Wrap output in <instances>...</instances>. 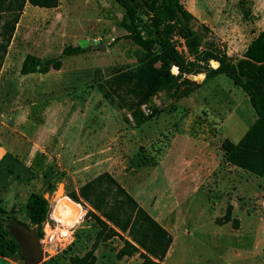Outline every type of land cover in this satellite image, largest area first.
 I'll return each instance as SVG.
<instances>
[{
  "label": "rangeland",
  "instance_id": "rangeland-1",
  "mask_svg": "<svg viewBox=\"0 0 264 264\" xmlns=\"http://www.w3.org/2000/svg\"><path fill=\"white\" fill-rule=\"evenodd\" d=\"M183 2L203 43L233 59L264 27V0ZM123 16L115 0L24 6L0 70V145L10 152L0 162V205L8 211L0 225L12 215L28 223L27 197L42 193L50 204L39 239L45 260L70 264L71 254L91 247L97 228L88 207L66 193L108 171L127 190H154V213L173 217L178 231L161 264H264V178L227 164L220 148L225 138L238 142L256 119L247 95L223 74L204 82V72L190 75L200 87L180 98L160 91L142 106L155 115L135 126L97 86L137 62L140 49L125 37ZM69 45L84 51L64 56L60 69L20 72L27 54L58 56ZM178 49L185 51L182 43ZM229 205L231 220L220 223ZM118 239L98 244V264H118ZM0 264L26 261L14 255Z\"/></svg>",
  "mask_w": 264,
  "mask_h": 264
},
{
  "label": "trees",
  "instance_id": "trees-1",
  "mask_svg": "<svg viewBox=\"0 0 264 264\" xmlns=\"http://www.w3.org/2000/svg\"><path fill=\"white\" fill-rule=\"evenodd\" d=\"M123 9L122 25L126 38L139 47L137 62L119 67L97 86L109 102L128 111L133 124L138 126L157 112L149 115L148 105L160 91L176 98L190 95L202 82L219 74L247 95L256 119L238 142L225 138L220 144L222 159L255 176L264 178V27L247 45L241 57L233 59L215 45L206 46L193 28V14L183 0H115ZM43 8L58 6L59 0H0V70L24 6ZM182 43L185 51L178 49ZM80 46H66L58 56L41 58L27 54L20 66L22 74L47 73L61 68L64 56L83 52ZM210 60L218 63L210 65ZM176 67V72L173 71ZM204 72L202 82L190 78ZM66 195L88 207L86 217L97 230L91 247L82 255L71 254L70 264H94V254L100 242L118 237L123 245L118 259L139 253V264H161L171 243L172 235L148 213L133 195L108 171L101 172ZM74 202V203H75ZM78 205V204H77ZM79 206V205H78ZM231 205L220 223H227ZM50 211L48 199L38 192L29 193L25 203L27 227H36L38 238L44 236L43 223ZM0 205V214L7 213ZM12 213V212H11ZM236 228H237V221ZM18 256L25 259L21 247L9 231L0 225V259ZM41 264H48L44 260Z\"/></svg>",
  "mask_w": 264,
  "mask_h": 264
},
{
  "label": "crops",
  "instance_id": "crops-1",
  "mask_svg": "<svg viewBox=\"0 0 264 264\" xmlns=\"http://www.w3.org/2000/svg\"><path fill=\"white\" fill-rule=\"evenodd\" d=\"M26 139V138H25ZM4 146L0 145V162L3 161L5 159V157L10 153L8 152V150H5L4 148H2ZM25 147V145L23 146ZM30 152V151H29ZM28 152V154H29ZM27 156V155H26ZM23 181L20 180V183H22ZM24 185L26 183H23ZM133 197L139 202V204L146 210L148 211V213L150 215H152L163 227H165L169 233L172 235V243L164 257V260L168 257V255L170 254L171 250H172V246L174 243V239H175V233L177 232V230L172 228V218L170 217L167 219V221L165 220L166 218H162L159 215H156L154 213V190H128ZM156 211V210H155ZM169 220V221H168ZM180 226V225H179ZM116 243V248L112 251L114 257H116V253L117 251L122 247L123 243L121 240L118 239V241L115 242ZM103 247V244L99 246ZM99 248H96L94 251V254L96 256V261L94 264H98V262L100 261V257L104 256V253H100L99 254ZM101 251V250H100ZM118 264H139L141 262V259L139 257V253H135L131 256H123L122 258L118 259L116 257ZM102 262V261H101ZM165 261H163L162 263H164Z\"/></svg>",
  "mask_w": 264,
  "mask_h": 264
},
{
  "label": "water",
  "instance_id": "water-1",
  "mask_svg": "<svg viewBox=\"0 0 264 264\" xmlns=\"http://www.w3.org/2000/svg\"><path fill=\"white\" fill-rule=\"evenodd\" d=\"M95 47L100 50L105 49L102 43L96 44ZM173 68L176 69V67ZM60 190L62 191L61 184L58 186L56 193H59ZM4 220V227L20 245L26 264H41L48 253L43 250L39 243L36 227H27L10 216H5Z\"/></svg>",
  "mask_w": 264,
  "mask_h": 264
},
{
  "label": "bare ground",
  "instance_id": "bare-ground-1",
  "mask_svg": "<svg viewBox=\"0 0 264 264\" xmlns=\"http://www.w3.org/2000/svg\"><path fill=\"white\" fill-rule=\"evenodd\" d=\"M59 196L56 198V199H59V198H61L63 195H61V190H60V192L59 193H57ZM73 211H75V210H73ZM74 213V212H73ZM76 214V213H75ZM60 216V215H59ZM69 219V218H68ZM67 220V219H66Z\"/></svg>",
  "mask_w": 264,
  "mask_h": 264
}]
</instances>
